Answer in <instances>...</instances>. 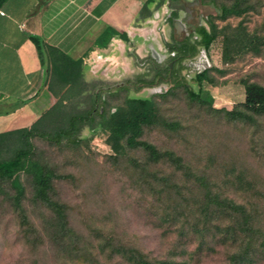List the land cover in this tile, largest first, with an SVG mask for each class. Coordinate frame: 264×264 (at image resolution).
Wrapping results in <instances>:
<instances>
[{
    "label": "rangeland",
    "instance_id": "rangeland-1",
    "mask_svg": "<svg viewBox=\"0 0 264 264\" xmlns=\"http://www.w3.org/2000/svg\"><path fill=\"white\" fill-rule=\"evenodd\" d=\"M249 3L254 6L240 16L218 22L228 26L230 35L239 32L264 37V0ZM211 6L205 10L207 16L217 13ZM164 37L173 41L159 26L157 44L148 40L140 49H116L108 60L89 66L87 74L82 75L87 91L73 100L80 101L78 108H86L89 94L97 91L101 110L109 112L126 97L152 96L159 116L174 123V128L159 124L144 127L141 139L160 151H172L181 158L182 168L166 158L153 162L137 148H124L115 154L106 134L91 131L87 125L81 127L74 142L51 145L32 139L34 157L56 172L51 196L65 204L70 231L64 243L51 232L50 211L34 199L29 175L18 174L23 186L19 202L9 181L0 178V264H129L114 251L122 246L137 248L149 258L233 264L234 255L243 248L241 236L236 240L227 236L222 243L212 237V229L198 232L194 228L197 225L201 229L205 220L200 210L202 188L196 176L203 177L220 198L243 204L252 215L256 227L252 264H264L263 248L259 246L264 237V114L244 121L230 120L222 111L240 108L244 81L264 86V41L259 49L237 50L231 46L224 62L219 36L207 53L199 47L195 56L184 59L180 75H173L170 81L138 89L132 85L118 87L151 80L152 58L166 63ZM202 63L205 68L212 67L208 73L213 85L203 83L212 96L211 106L190 100L179 84L166 95H159L168 89V83H187L196 89L194 76L204 68ZM19 106L12 100H0V116ZM41 110L37 105L35 112ZM26 126L0 122V132ZM13 141L11 138L4 145L2 156L9 155ZM229 219L227 215L218 219L214 216L211 222L226 225ZM200 239L210 250L204 247L193 254Z\"/></svg>",
    "mask_w": 264,
    "mask_h": 264
},
{
    "label": "trees",
    "instance_id": "trees-1",
    "mask_svg": "<svg viewBox=\"0 0 264 264\" xmlns=\"http://www.w3.org/2000/svg\"><path fill=\"white\" fill-rule=\"evenodd\" d=\"M5 0H0V5ZM204 4H213L217 13L214 16H206V26H196L194 33L196 37L192 39L191 35L185 36L179 40L172 39L171 42L164 43L167 51L166 63H158L152 58L151 68L154 72L151 80L142 83H123L132 85L135 88L142 86H154L161 81H170L173 75L179 76L180 70L184 68L182 62L186 58L196 55L198 48L202 47L206 53L210 45L219 36L222 37L221 58L227 61L231 54V46L237 50L259 49L264 41L263 36L243 35L239 32L230 35L227 31L228 26L219 25L218 22H225L232 16H240L248 10L253 4L249 0H202ZM220 2V3H219ZM114 34H118L124 39L122 33L108 27L94 41L98 47H105ZM30 40L34 44L40 63L46 69L48 82L46 83L48 91L53 95L55 101L45 109L35 121L29 126L20 127L8 131L0 132V178L9 181L14 189V197L19 202L23 195V186L21 185L18 174L24 172L31 178L33 184V197L42 203L51 215V232L60 242L68 236V219L66 206L52 198L53 180L57 176L53 168L42 164L34 157V144L32 139L37 138L51 145H61L63 143L74 142L81 127L87 125L91 131L100 130L106 134V142L115 154H119L124 148L141 149L149 160L156 162L166 158L175 164L177 168H182L181 158L172 151H160L152 143L141 139L144 127L155 124L167 128H174V123L167 121L159 116V109L156 100L150 97H126L122 104L114 107L113 111L101 110L99 104V94L92 92L89 94L90 104L86 108H78L80 101L74 102V98L83 96L86 89V83L82 81V60L74 59L67 54L46 45L43 40L30 35ZM146 61V60H145ZM212 67L203 68L196 71L194 79L197 82V88L192 89L187 83H168V89L159 95H166L174 86L182 85L187 97L202 105L211 106L212 96L203 83L213 85V79L209 75ZM243 100L239 103L240 108L223 109L222 111L230 120H251L253 115L264 114V86L256 82H243ZM74 102V103H73ZM79 102V103H78ZM13 139V147L7 156H2V149L7 141ZM202 188V206L200 210L205 220L202 222V228L194 226L195 230L210 228L215 231L212 235L221 242L229 236L231 240H236L241 236L243 248L234 255L233 264H252L253 245L255 241L254 227L252 225L253 217L245 209L243 204L235 203L226 198H220L219 195L212 192L206 181L201 176L195 177ZM215 209V210H214ZM212 211H217L214 215ZM229 216L230 221L226 225H220L219 222L212 223L211 219H218L222 216ZM204 239H200V245L195 246L193 254L209 245H203ZM206 244V243H205ZM259 246L264 252V237H262ZM123 256L129 264H189L188 259L168 258H149L141 250L133 247H117L114 249ZM182 252V249H180ZM174 256V255H172Z\"/></svg>",
    "mask_w": 264,
    "mask_h": 264
},
{
    "label": "crops",
    "instance_id": "crops-1",
    "mask_svg": "<svg viewBox=\"0 0 264 264\" xmlns=\"http://www.w3.org/2000/svg\"><path fill=\"white\" fill-rule=\"evenodd\" d=\"M210 7L202 0H5L0 5V100L20 106L8 109L0 122L26 126L55 101L30 35L81 59L86 75L90 57L98 55L101 62L116 49H140L148 40L157 44L159 26L169 38H195L194 29L205 26ZM108 27L125 38L114 34L105 47L96 46L95 39ZM37 105L40 112H35Z\"/></svg>",
    "mask_w": 264,
    "mask_h": 264
},
{
    "label": "built area",
    "instance_id": "built-area-1",
    "mask_svg": "<svg viewBox=\"0 0 264 264\" xmlns=\"http://www.w3.org/2000/svg\"><path fill=\"white\" fill-rule=\"evenodd\" d=\"M0 13H3V12H0ZM98 58H99L98 55L93 56V57H90V58H89V66L93 68V67L95 66V64H96L97 62H99V61H98ZM106 60H108V58H107ZM97 64H98V63H97Z\"/></svg>",
    "mask_w": 264,
    "mask_h": 264
},
{
    "label": "water",
    "instance_id": "water-1",
    "mask_svg": "<svg viewBox=\"0 0 264 264\" xmlns=\"http://www.w3.org/2000/svg\"><path fill=\"white\" fill-rule=\"evenodd\" d=\"M152 54H154V52L152 51ZM206 67V65H204V68Z\"/></svg>",
    "mask_w": 264,
    "mask_h": 264
},
{
    "label": "flooded vegetation",
    "instance_id": "flooded-vegetation-1",
    "mask_svg": "<svg viewBox=\"0 0 264 264\" xmlns=\"http://www.w3.org/2000/svg\"><path fill=\"white\" fill-rule=\"evenodd\" d=\"M204 66V63H202V67Z\"/></svg>",
    "mask_w": 264,
    "mask_h": 264
}]
</instances>
